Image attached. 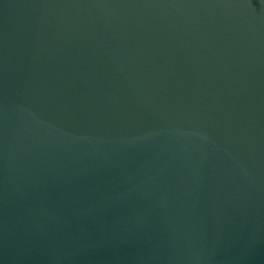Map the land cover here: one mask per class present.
<instances>
[{
	"label": "water",
	"instance_id": "obj_1",
	"mask_svg": "<svg viewBox=\"0 0 264 264\" xmlns=\"http://www.w3.org/2000/svg\"><path fill=\"white\" fill-rule=\"evenodd\" d=\"M0 264H264V0H0Z\"/></svg>",
	"mask_w": 264,
	"mask_h": 264
}]
</instances>
